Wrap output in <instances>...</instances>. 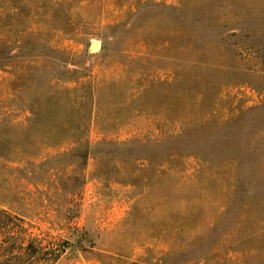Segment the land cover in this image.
I'll use <instances>...</instances> for the list:
<instances>
[{
  "label": "rangeland",
  "instance_id": "obj_1",
  "mask_svg": "<svg viewBox=\"0 0 264 264\" xmlns=\"http://www.w3.org/2000/svg\"><path fill=\"white\" fill-rule=\"evenodd\" d=\"M0 245L264 264V0H0Z\"/></svg>",
  "mask_w": 264,
  "mask_h": 264
},
{
  "label": "trees",
  "instance_id": "obj_2",
  "mask_svg": "<svg viewBox=\"0 0 264 264\" xmlns=\"http://www.w3.org/2000/svg\"><path fill=\"white\" fill-rule=\"evenodd\" d=\"M0 248L3 249L2 252H4V251L7 250V246H1V245H0ZM1 249H0V250H1ZM24 250H25L24 255L26 256V259L31 260V259H32V256H33V258H34V252L31 253L30 245H26V246L24 247ZM4 254H5V253H2V256H6V255H4ZM0 264H5V257H3L2 260H0Z\"/></svg>",
  "mask_w": 264,
  "mask_h": 264
},
{
  "label": "water",
  "instance_id": "obj_3",
  "mask_svg": "<svg viewBox=\"0 0 264 264\" xmlns=\"http://www.w3.org/2000/svg\"><path fill=\"white\" fill-rule=\"evenodd\" d=\"M93 46V44H91V47Z\"/></svg>",
  "mask_w": 264,
  "mask_h": 264
},
{
  "label": "bare ground",
  "instance_id": "obj_4",
  "mask_svg": "<svg viewBox=\"0 0 264 264\" xmlns=\"http://www.w3.org/2000/svg\"><path fill=\"white\" fill-rule=\"evenodd\" d=\"M93 46H95V44Z\"/></svg>",
  "mask_w": 264,
  "mask_h": 264
}]
</instances>
